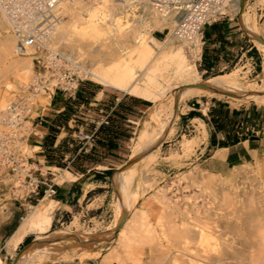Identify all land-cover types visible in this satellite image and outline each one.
I'll return each mask as SVG.
<instances>
[{
  "label": "bare ground",
  "instance_id": "bare-ground-1",
  "mask_svg": "<svg viewBox=\"0 0 264 264\" xmlns=\"http://www.w3.org/2000/svg\"><path fill=\"white\" fill-rule=\"evenodd\" d=\"M241 1L230 0L226 10L232 9L239 15V22L246 29L247 35L264 52V38H261L262 42L256 40L260 38L258 32L256 33L258 30L250 24L248 11H244L246 0L243 9L240 6ZM261 1L264 3V0ZM55 12L58 19L50 42L54 50L58 51L55 45L65 46L77 58L90 61L91 66L88 68L83 61H78L89 78L101 85L152 103L148 119L143 122L133 140L130 159L142 155L140 162L150 161L155 158L154 155H158L160 143L170 140L175 134L174 121L178 105L182 101L207 95L223 98L226 96L231 99L232 104L249 99L264 103V79L259 85H242L237 74L230 72L209 79L205 83L208 89L193 86L198 84L196 80L199 73L195 65L189 63L185 51L177 42L187 44L190 48L195 46L194 51L192 50L194 57L199 56L200 44L193 38L190 41H181L175 37L173 30L179 18L176 13L159 14L146 0H58ZM65 14L70 17L68 21L63 19ZM8 26L11 29L6 14L0 8V30ZM167 28L169 33L162 40L151 33ZM11 32L13 33L12 29ZM0 58L4 60L6 68L12 72L15 80L23 82L31 78L32 52L29 49L19 50L15 34H8L0 39ZM173 81L181 82L180 86L176 87L178 91L164 99L167 97L166 93L173 89ZM4 84L6 89L12 85L7 79ZM2 95L0 94V127L5 130L3 118L6 99ZM201 126L203 137L196 140H180V152L170 153L167 159L180 166L181 158L192 155L207 135L203 122ZM23 151H26L24 145ZM143 152L146 153L145 157L141 154ZM252 156L254 163L264 161V150L255 152ZM215 158L221 161L224 156L218 153ZM136 163L114 177L120 202L117 223L123 212L127 213L131 203H135L136 195L128 193L135 175L132 169ZM69 177L59 176L55 180L61 184L64 178ZM193 185L201 189V192L204 190L205 194V190L208 191L212 183L193 182ZM164 197L163 195L161 198ZM243 197L246 202L241 201L238 207L229 194H223L218 208H215L217 211L220 209L219 212H210L203 207L201 212L195 204L186 205L183 210L178 202L173 203L172 210L169 209L173 214L172 224L170 228L166 223L161 224L159 231L162 239L170 240L172 264H264V193L256 195L251 190L249 196ZM54 202L51 199L45 202L43 198L37 205L30 207V211L5 243L8 252L15 251L29 235L35 234L34 241H39L48 234L53 221ZM79 238L81 241H87L88 236ZM161 243L160 247L164 246ZM46 251L33 244L16 264H38L41 260L38 255ZM161 251L160 254L164 253L165 248ZM0 264H3L1 258Z\"/></svg>",
  "mask_w": 264,
  "mask_h": 264
},
{
  "label": "rangeland",
  "instance_id": "rangeland-1",
  "mask_svg": "<svg viewBox=\"0 0 264 264\" xmlns=\"http://www.w3.org/2000/svg\"><path fill=\"white\" fill-rule=\"evenodd\" d=\"M244 8V11H248L247 14L249 17H251L250 24L255 26L256 28H254L258 30L256 31V33L258 32L257 35L260 38H264V3H262L261 0H246ZM238 17L239 15L235 14L231 9L226 10V16L221 20L231 19L232 21L236 22L237 19L239 20ZM69 18L70 17L65 14L63 19L68 21ZM241 20H243V17H241ZM242 30L244 32V36L242 38L244 40L243 50L238 52L237 57L230 66L224 68L222 71H214L212 73H203V67L199 66L201 45H199V56L194 57V50L192 47L190 48L187 44L183 45V43L180 41L177 42V44L182 47L183 51H185L184 53L187 56L189 63L195 65L199 73V78L196 80L197 83L205 84L214 76L234 72L237 74L239 82L242 85L261 84L262 79H264V52H262L256 43H254L253 39L247 35V31L243 26H241V31ZM151 33L153 36L159 35L158 39L162 40L169 33V28L164 29L163 31L154 30ZM8 34L14 35V33L11 32L9 26L0 30V39ZM55 46L58 47V51L61 53H70V51H68L69 49L63 45ZM77 61H80V63L83 61V64L87 68L91 66L90 61L87 59H80L79 57L77 58ZM32 76L33 67L30 74V79L27 78V81L25 80L23 82L15 80L13 78L12 72L6 68L4 60L0 58V94H3L2 96H4L6 99V106L8 102L16 97V95L20 94L21 87L25 86L26 83L28 84L31 81ZM5 79L12 83L9 89H6L5 87ZM89 81L107 91H113L119 95H129L114 88L101 85L91 78H89ZM180 84L181 82L177 81L171 82L173 89L166 93L165 96L167 97H164V99L168 98L172 93L178 91V88L176 87L177 85L180 86ZM4 93L7 94L5 95ZM230 101L231 99H228L226 96L223 98L206 95L198 98H190L179 103L177 117L174 121V136L170 140L162 141L160 143L158 147V155H154L155 158L153 160L141 162L137 161L136 166H134L132 169L135 172V175L129 187L128 194L131 193L136 195L135 203H131L127 209L128 211H126V220L118 232V237V234L115 233V229L119 223V221L117 223V215L120 208V202L118 200L119 193L117 187H115L113 178L116 176L117 170H119L121 166L127 161L131 160L130 154L133 140L135 139L136 134L142 128L141 126L143 122L146 120V118L148 119L149 110L144 112L142 117L135 123H126L130 125V127L123 126L125 132L120 137L121 141L118 143V147L115 149L117 161L113 165L114 169L111 171V174L106 175V177L100 179V181L97 180L95 183L92 181L95 179V176H92V178L89 179L83 177L80 181L82 183L87 182V184L84 185L85 190L92 188V191L89 194H85L84 198L81 199L76 205L72 203L71 209L67 212L61 210V208H59V204L54 202L52 225L48 234H46L41 240H45L46 237L47 239H53L59 235L62 236L69 233L77 234L79 236L87 235L88 238L91 237L94 239L104 238V241L98 242V252L94 253V255L98 256L97 261L99 264H172V253L170 250L171 245H169L171 244L169 242L170 240L168 238L166 240L162 239V237H160L159 231L160 225L163 223H166V226L170 228L173 220V214L171 212L173 203L178 202L181 206V209L183 210H185L186 205L191 206L192 204H195L200 208L199 211L208 209L210 212H219L220 209L217 211L215 208H218L223 194H229L234 203H236L235 205L240 207L241 201L246 202V199L243 197V195L249 196L251 190H253L256 195H260L261 192L264 193V161L254 163L255 161L252 160L249 163L231 168L225 173L214 174L208 172L203 165H200L202 160L205 158V152L199 153V151H196L197 148H195L194 152L189 157L181 158L180 166L175 165L173 162L167 159L170 153L180 152V140H196L203 137V129L201 126V122L203 121L198 118H194L192 121H190L189 113L191 112L197 113L201 116L200 118H206L208 107L212 104L221 103L222 105H226L230 109H235L241 113H244L245 111H251L253 108L257 109V112L255 111V117L257 116V119L261 114L264 115V105H262L264 103L262 102L249 99L232 104ZM49 102L50 98L47 95L40 94L35 97L31 106L32 118H34V120L37 119L36 117L38 116L39 110L44 109L49 104ZM192 102L194 105H191ZM262 120H264V118H262ZM67 125V129H69L72 134L73 129H75V125H78L79 128L82 126V130L84 132H90L89 130H92L91 127L94 124L86 120L83 125H80L76 122H71ZM2 130L4 129L0 127V131ZM30 130H33V125L31 126ZM30 135L31 132L29 136ZM29 136H27V138ZM74 139L75 138H70V142L67 144L70 150H78V148L83 146V143L78 144V142ZM24 148L26 150L24 151V158L27 160L25 161L24 169L31 172L32 181H43L45 177V165H43L41 170L42 174L37 176V173H39L38 168L35 165H30L31 161L29 157L32 156V151L26 146V144H24ZM87 148V145L84 146L83 151ZM141 154L144 155L143 157L146 155L145 152ZM50 171L53 174L49 175L48 177L52 179L53 183L56 184L55 179H57L56 177L61 173V170H55L52 168ZM24 175L25 174L22 172L15 175L12 173H3L1 175L0 222L3 218L1 208L6 202L16 203V206L21 207V214L23 218L30 211V207L37 205L41 199L45 198V202H48L50 199L52 200V197L44 195L43 193L38 201H34V203H27L29 196L35 194L31 192L32 188L28 187L29 179H24ZM208 181L212 183V186L208 189V191H206L207 189L205 190V194L203 192L204 190L201 192V189L199 190L196 185H193V182L200 183ZM125 193L127 194V191ZM163 195L165 197L162 199L161 197ZM258 200L259 199H257V201ZM262 201H264V199H262ZM210 202L215 204L209 205L208 203ZM20 204H22V206H20ZM201 207L204 209H201ZM87 231L89 232L87 233ZM35 238V234L29 235L13 252H8L6 246L0 244V258L3 261V264H12L16 254L22 249V247ZM163 241L166 242L163 243ZM70 243V245H74L73 242ZM160 243L164 245L161 247L165 248V252L162 254L160 253L164 250L161 251L162 248L160 247ZM60 245H62L60 242H55L39 247L43 248L44 251H47L44 252L45 255H38L42 260H40L38 264L51 263V259L57 255ZM68 254L69 253H65L64 256L60 257V259H68L70 256V254ZM88 256H90V254L83 253L80 254L78 258L80 261H82Z\"/></svg>",
  "mask_w": 264,
  "mask_h": 264
},
{
  "label": "crops",
  "instance_id": "crops-1",
  "mask_svg": "<svg viewBox=\"0 0 264 264\" xmlns=\"http://www.w3.org/2000/svg\"><path fill=\"white\" fill-rule=\"evenodd\" d=\"M243 36L244 32L243 30L241 31V24L238 19L236 22L231 19L220 20L204 27L199 59V66L203 67V73L222 71L230 66L237 57L238 52L243 50ZM155 37L159 38V35ZM76 96L86 99L87 102L78 99L73 101ZM126 96L125 94L119 95L100 87L96 88L87 83H81L75 97H70L71 99L60 91H56L50 97L49 104L44 109L39 110L37 119L32 124L31 135L26 141V146L32 151V156L29 157L30 165H35L39 170L37 176L42 174L41 170L43 165H45V177L43 180L45 185H40L38 194L29 196L27 203L38 201L36 196H42L43 190L45 189L46 191L51 186L53 193L50 197L59 204L61 210L67 212L71 209L72 203L76 205L84 198L85 194H89L92 191V188L85 190L84 185L87 182L82 183L80 181L83 177L89 179L95 176L94 173L96 172L103 173L114 169L113 165L116 163L117 158L111 152L97 157L95 154L89 153L91 147L84 151L82 147L75 152L67 150L69 149L67 144L70 142V138H75V131L73 130L71 134L70 130L65 129V126H60V119L63 120V117L67 118L70 115L68 124L76 122L80 125H83L88 120V122L94 124L91 129L96 131L102 124L101 122L107 117H113L117 107H120L118 116L123 120L125 127H130L126 123H135L139 120L142 114L149 110L152 103L137 97V100H131ZM191 105H194V103L192 102ZM213 105L208 107V112ZM224 106L229 108L226 105ZM72 109H74L73 114L70 112ZM190 109L193 110L192 108ZM235 111L238 113L237 110ZM255 111L257 112V109L254 108L251 111H245L240 115V117L245 116L244 120L238 117L234 126L227 122L226 127H229L227 131L218 132L205 122V119H208V112L206 118H200L201 116L189 117L190 121L198 118L205 124L207 135L196 149L199 153L205 152V158L200 165H203L210 173H225L231 168L251 162L253 160L252 155L255 152L264 150V120H262L264 115L261 114L257 119V116H254ZM75 128H79V126L75 125ZM79 129L82 130V126ZM78 144L82 143L78 142ZM50 149H56L57 152L54 155L64 165L63 168L49 164L47 155L51 154ZM95 149H97L96 144L94 146ZM82 153L89 154L90 162L75 168L72 162L78 154ZM218 153L223 154V160L218 161L215 158ZM94 160H98V162L94 163ZM52 168L61 170L57 177H66L67 175L70 177L64 178L61 184L57 182L55 184L48 177L53 174L50 171ZM92 181L94 183L97 182L95 179ZM1 209L3 218L0 222V244L5 245L6 240L14 233L22 219V209L16 206V203L10 202H6ZM67 235H70V233ZM77 236L78 239L68 237L59 241L62 245L59 246L58 253L54 256L57 259L53 257L49 264H99L97 261L98 256L94 255V253L98 252V242L84 243L79 238L81 236ZM88 239L94 238L89 237ZM70 242H73L74 245H70ZM65 253H69L71 257L69 256L66 260L60 259ZM83 253L90 254V256L80 261L78 256Z\"/></svg>",
  "mask_w": 264,
  "mask_h": 264
},
{
  "label": "built area",
  "instance_id": "built-area-1",
  "mask_svg": "<svg viewBox=\"0 0 264 264\" xmlns=\"http://www.w3.org/2000/svg\"><path fill=\"white\" fill-rule=\"evenodd\" d=\"M159 14L176 13L177 26L173 33L179 40L192 38L202 46L204 27L220 21L226 16V5L230 0H146ZM58 0H0V8L6 14L13 33L17 36L19 50L32 52L33 76L29 84L21 87L6 106L0 132V177L3 173H24L28 178L31 192L38 194L39 184L44 181H32L31 172L24 169L23 145L31 132L32 103L37 95L49 98L60 91L68 97H75L79 85L89 81L88 75L80 67L77 56L61 53L52 48V33L56 25ZM194 48L195 46H191ZM37 118V117H36ZM107 124L106 118L101 122ZM75 138L90 148L94 143L93 133L82 130ZM44 195L51 196L52 187Z\"/></svg>",
  "mask_w": 264,
  "mask_h": 264
},
{
  "label": "trees",
  "instance_id": "trees-1",
  "mask_svg": "<svg viewBox=\"0 0 264 264\" xmlns=\"http://www.w3.org/2000/svg\"><path fill=\"white\" fill-rule=\"evenodd\" d=\"M83 83H87L92 85L93 87H98L97 85L91 83V81H85ZM80 86V85H79ZM101 88V87H100ZM129 97L131 100H137L136 97L133 96H126ZM69 99H71L69 97ZM82 100L86 101L84 98H80L76 96V100ZM119 106V105H118ZM120 107H117V111L114 112V116L110 118H106L107 124L102 123L96 131H90V132H84L87 134L93 133V138H94V143L92 144L90 148V152L92 154H95V156H104L107 152L113 154V156L116 157L115 155V149L118 147V143H120L121 139L120 137L122 134L125 132V129L123 128V120L118 116ZM71 114L74 113V109L70 110ZM242 113L238 112L236 113L235 110H230L229 108H226L224 105L221 103H216L213 106L209 108L208 112V119H205V122L208 123L210 126L213 127L215 131H227L229 127H226L227 122H230L233 126L236 123V119L240 117ZM194 116H200L197 113L191 112L189 113V117H194ZM255 116V114H254ZM241 120L245 119V116L240 117ZM70 120V115L67 118L63 117V120L60 119V126H65V129L68 128V121ZM69 130V129H67ZM75 133L80 130L79 128L73 129ZM77 142L82 143L81 141L77 140L76 138L74 139ZM95 144L97 145V149L94 150ZM68 147V146H67ZM79 149V148H78ZM66 150V149H65ZM70 150V149H67ZM66 150V151H67ZM77 149L71 150V152H75ZM49 155H47V161L51 165H55L58 167L63 168V164L59 161V159L54 155L56 153V149H50ZM89 154H78L74 161L72 162L73 166L75 168H79L80 165H84L85 163H89ZM98 162V160H94V163ZM95 174V180L100 181V179H103L106 175L111 174V170L104 171L103 173H94ZM41 197V195L38 197V199Z\"/></svg>",
  "mask_w": 264,
  "mask_h": 264
},
{
  "label": "water",
  "instance_id": "water-1",
  "mask_svg": "<svg viewBox=\"0 0 264 264\" xmlns=\"http://www.w3.org/2000/svg\"><path fill=\"white\" fill-rule=\"evenodd\" d=\"M244 1L245 0H242L241 1V9H243V4H244ZM256 40L258 41H261L262 42V39L261 38H256ZM194 87H199V88H203V89H208L209 87L205 84H200L198 83L197 85H193ZM210 90V89H209ZM141 156L142 155H138L136 157H134L133 159L127 161L124 165L121 166V168L119 170H117L116 172V175L117 173L121 172L123 169L133 165L134 163H136L137 161H139L141 159ZM114 180V178H113ZM125 219H126V214L125 212H123L122 214V217L115 229V233L117 234L118 231L120 230L121 226L123 225V223L125 222ZM68 237H71V238H75V239H78V236L76 234H70V235H62V236H58L56 238H53V239H45V240H39V241H34V239L29 242L28 244H26L25 246L22 247V249L16 254L12 264H16V262L18 261V259L21 257L22 254L24 253H27L30 248L33 247V244H35V246L37 247H40V246H45L46 244H50V243H55V242H59L63 239H66ZM101 241H104L103 239H87V241H84V243H90V242H101Z\"/></svg>",
  "mask_w": 264,
  "mask_h": 264
}]
</instances>
